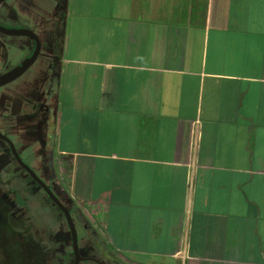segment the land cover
I'll return each mask as SVG.
<instances>
[{
  "label": "crops",
  "instance_id": "crops-1",
  "mask_svg": "<svg viewBox=\"0 0 264 264\" xmlns=\"http://www.w3.org/2000/svg\"><path fill=\"white\" fill-rule=\"evenodd\" d=\"M0 24L40 42L0 127L80 264H264V0H5ZM33 48L0 33V72Z\"/></svg>",
  "mask_w": 264,
  "mask_h": 264
},
{
  "label": "rangeland",
  "instance_id": "rangeland-1",
  "mask_svg": "<svg viewBox=\"0 0 264 264\" xmlns=\"http://www.w3.org/2000/svg\"><path fill=\"white\" fill-rule=\"evenodd\" d=\"M1 130L2 128H0V131ZM0 147L3 149V151L7 152V148L1 141ZM4 161H7L6 157L4 158ZM22 178L26 183L30 185L33 184L29 179H27L25 175ZM38 193L40 194V192ZM1 195L2 193L0 192V264H32L33 261L38 264L37 260H35L37 257H39L40 264H44L46 258L43 256V254L45 255V250L47 247L45 245L46 240H44L45 238L43 235V230H46L44 228L45 225H49L53 231L57 230L54 226H52V216L54 215L53 213H55L54 210L56 209L54 207L50 208L49 206L43 207L42 204L39 206L40 201L36 196V192L32 191V195L34 196H32L30 202H28L31 212H28L27 216H25V213H21L23 209L19 211L16 210V205L12 206L10 204V206L7 208L2 207V202L6 201V199L1 201ZM8 204L9 201L7 202V205ZM43 212L46 213L47 216H45ZM41 213L43 215H41ZM30 216H32L33 219L31 224L29 223ZM34 219H36V221ZM63 220V217L59 216L57 223L58 225H61L62 230L67 232L66 226L64 225L65 221ZM17 221L21 222L20 228H18V230L13 228L14 225H17ZM50 237L51 239H55V237ZM22 244L24 246H22ZM25 257L29 259H26V262H24Z\"/></svg>",
  "mask_w": 264,
  "mask_h": 264
},
{
  "label": "water",
  "instance_id": "water-1",
  "mask_svg": "<svg viewBox=\"0 0 264 264\" xmlns=\"http://www.w3.org/2000/svg\"><path fill=\"white\" fill-rule=\"evenodd\" d=\"M5 0H0V3H2ZM0 33L6 34V35H14V36H26L32 39L34 42V48L29 56L24 58L18 65L11 67L10 69L6 70L5 72L0 73V86L5 85L17 77H19L35 60L36 56L39 54L40 51V42L36 34L33 32V30L25 27H7L2 24H0ZM0 138L4 140L15 159L16 163L24 169L27 174L35 181V183L42 188V190L45 192V194L48 196V198L51 200V202L57 206V208L62 213L68 230L70 234L71 239V247L73 252V262L72 264H79L81 260L84 258L80 255L78 250V236H77V230L75 227V223L72 217V214L68 207L53 193L51 188L48 186V184L39 176L36 174V172L28 166L19 156L18 152L16 151L12 141L4 134L0 132Z\"/></svg>",
  "mask_w": 264,
  "mask_h": 264
},
{
  "label": "flooded vegetation",
  "instance_id": "flooded-vegetation-1",
  "mask_svg": "<svg viewBox=\"0 0 264 264\" xmlns=\"http://www.w3.org/2000/svg\"><path fill=\"white\" fill-rule=\"evenodd\" d=\"M10 69V68H9ZM6 70L2 71V72H5ZM0 72V73H2ZM15 80V79H14ZM12 82V81H11ZM10 83V82H9ZM7 83V84H9ZM5 84V85H7ZM5 85H2L0 86V88H2L3 86ZM1 128V127H0ZM2 134L6 135L8 138L9 136L3 131L1 130L0 131ZM10 139V138H9ZM11 140V139H10ZM0 141L5 145V147L7 148V152L3 151V149L0 147V169L3 168L5 165H7L8 163H12L13 164V167L18 170L20 172V175L21 177H23L24 175L27 177V179H29L33 184L30 185L28 184L31 189H33L34 191H37L40 192V195H42L46 200H49V202H51V200L48 198V196L45 194V192L42 190V188H40V186H38L35 181L27 174V172L22 169L15 161V159L13 158L12 154H11V151L7 145V143L2 140L0 138ZM12 141V140H11ZM13 143V142H12ZM14 145V143H13ZM15 147V145H14ZM16 149V147H15ZM16 151L18 152V150L16 149ZM19 154V152H18ZM20 156V155H19ZM47 156V155H46ZM46 156L44 157V155L42 154V158H46ZM6 157L7 161H4V158ZM22 159V158H21ZM24 161V160H23ZM26 163V162H25ZM27 164V163H26ZM28 165V164H27ZM0 192L2 193L1 195V201L6 199V201L2 202V207L4 208H7L8 206H10L11 204V200H10V197L9 195H6V193L2 190H0ZM13 196H14V199L17 201L16 203L17 204H20L19 202H23V194L21 191H15L13 192ZM9 201V204L7 205V202ZM62 201V200H61ZM63 202V201H62ZM6 203V204H5ZM11 204L12 206H17V211L23 209L24 207L22 205H17V204ZM52 203V202H51ZM64 203V202H63ZM23 207V208H22ZM60 211V210H59ZM21 213H24V211L22 210ZM58 216V215H57ZM60 216V215H59ZM58 216V218H59ZM63 217V215H62ZM64 219V217H63ZM65 221V219L63 220ZM15 223V222H14ZM13 223V224H14ZM17 225H14L13 228H16L18 230V228H20V225H21V222L20 221H17L16 222ZM64 225L66 226V231L65 232L64 230H62L61 228V225L59 227V229H57L54 234L52 235V237H55V239H51L50 236L46 237L44 235V240L45 241V245L47 247V249L45 250V255L43 254V256L46 258L45 261H44V264H56L57 261L56 259L58 258L60 260V262L62 264H72L73 262V252H72V247H71V239H70V234H69V230H68V227H67V224H66V221L64 222ZM59 236V237H57ZM50 238V239H49ZM79 238V237H78ZM23 239H24V236H23ZM55 243V244H54ZM22 246H24L22 244ZM40 246V245H39ZM63 248V249H62ZM78 250H79V253L80 255L84 258L83 260H81L79 262V264L84 261V260H87V259H91V260H94V261H98L96 259L95 256L93 255H90L89 252H86V247L85 246H80L79 245V241H78ZM53 251V252H52ZM57 253V254H56ZM33 255V254H32ZM67 255H69L67 257ZM35 256H36V253H35ZM24 262H26V259L27 257L24 258ZM29 260V259H27ZM34 260V259H33ZM35 260H37L38 264H40V260H39V257H37ZM32 264H36L34 261L32 262Z\"/></svg>",
  "mask_w": 264,
  "mask_h": 264
},
{
  "label": "trees",
  "instance_id": "trees-1",
  "mask_svg": "<svg viewBox=\"0 0 264 264\" xmlns=\"http://www.w3.org/2000/svg\"><path fill=\"white\" fill-rule=\"evenodd\" d=\"M47 151H48L47 148H45V147L42 148V154L44 155V157L46 156ZM0 153H1V151H0ZM0 190L4 191L6 193V195L11 196L10 200H11V204H13V205L17 202L14 199L13 192L18 191V190L21 191L23 196H24V198H23L24 201L19 202L20 204H17V203L16 204L22 205L24 207V208L23 207L22 208H23V211L25 213V216H27L28 212H31L30 207L28 206V202H30L32 196H34V195H32V191H34V190L31 189V187L23 180V178L20 175V172L13 167L12 163H8L7 165H5L3 168L0 169ZM35 192H36V196L38 197V200L40 201L39 206H40V204H42L43 207L49 206L50 208L54 207L56 209V210H54L55 213H53L54 215L52 216V219H53V225L52 226H54L55 229H59L60 225H58V223H57L58 219H59L57 215L62 216V213L59 211V209L57 208L56 205L47 201L42 195H40L38 193V190ZM60 200H62V199L60 198ZM43 214H45V216H47L46 213L43 212ZM43 214L41 213V215H43ZM29 219H30L29 223L31 224L33 222L32 216H30ZM34 220L36 221V219H34ZM37 224L39 225L38 222H37ZM83 227L88 232V234H90L95 240L96 239L95 230L91 226H89L87 223H84ZM44 228L46 230L45 231L43 230V235H45L46 237L52 236L55 232L51 229V227L49 225H45ZM68 256L69 255H67V257ZM56 261H57L56 264H62L58 258L56 259Z\"/></svg>",
  "mask_w": 264,
  "mask_h": 264
}]
</instances>
